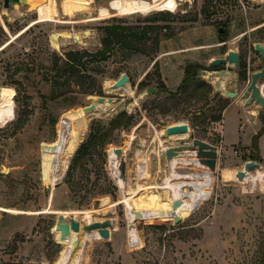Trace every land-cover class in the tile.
<instances>
[{"label": "rangeland", "instance_id": "1", "mask_svg": "<svg viewBox=\"0 0 264 264\" xmlns=\"http://www.w3.org/2000/svg\"><path fill=\"white\" fill-rule=\"evenodd\" d=\"M30 3L34 9L0 0V264H264V155L252 145L222 147L212 119L223 115L224 102H233L223 93L233 84L209 67L237 50L251 72L260 69L264 61L254 44H264V0ZM112 23L147 31V37L134 41L136 48L115 46L106 60L84 57L83 78L58 71L57 56L97 51L103 28ZM190 65L201 66L196 78L174 95ZM124 73L129 82L109 91ZM160 82L167 90L146 92ZM248 84L242 79L238 87ZM91 96L115 101L84 113ZM121 110L135 114L136 124L91 151L67 180L94 121L108 122ZM233 113L227 111L221 128L228 141L238 136ZM239 113L246 114L244 107ZM79 116L84 120L76 130L69 120ZM181 122L189 124V135L160 136ZM248 125L243 140L253 128ZM193 138L221 147L214 177L196 155L173 159L171 169L167 164L165 148ZM112 148L123 150L125 181ZM250 160L263 172L242 182L236 172ZM108 179L116 186L112 193H105ZM98 199L107 203L94 209ZM62 213L81 223V231L64 240L55 230ZM109 218L115 225L108 239L86 234L87 219Z\"/></svg>", "mask_w": 264, "mask_h": 264}, {"label": "water", "instance_id": "2", "mask_svg": "<svg viewBox=\"0 0 264 264\" xmlns=\"http://www.w3.org/2000/svg\"><path fill=\"white\" fill-rule=\"evenodd\" d=\"M23 3L21 0H4V6L9 7L10 4L13 7L19 6ZM80 35L77 34L75 38L77 40L80 39ZM53 38L56 39V35H53ZM254 49L261 54L264 58V44L260 42H256L254 44ZM240 63V55L237 50H230L227 54L223 57H217L212 59L209 62V66L214 68L218 72L219 79L221 81H230L232 79L238 80L239 75L238 72H232L228 67L229 65L234 66L235 68H239ZM264 78V67L253 71L249 75V84L246 86L243 97L246 99V105L249 106L251 104L260 105L264 108V83L259 84L260 81ZM130 78L128 74H122L109 88V91L119 90L120 88L124 87ZM157 91V87H149L146 89L147 93H154ZM224 95L230 98H235L239 95L238 91L236 90H223ZM90 104L83 107L85 113H91L95 111L99 104L108 101V103H112L115 101L114 97H106V96H98L97 100L95 98L90 97ZM124 104L123 101L119 102V106L122 107ZM190 130L189 124L186 122L176 123L167 126L161 137H168L174 134H185L188 133ZM193 136V134H190ZM114 152L117 154L118 158L121 159V178L125 181L126 178V160L125 157L122 156L123 150L121 148H115ZM195 152L199 162L201 165L209 168L211 173L214 175V171L217 165V158H218V147L208 141L199 138H193L191 143L186 144H179V145H172L168 146L165 149V158L167 163H170L174 157L180 156L185 153ZM262 167V164L255 161L250 160L247 161L244 165V168L238 170L236 172V177L244 181L247 174L249 172H255ZM102 204V200L98 199L95 200L93 203L94 209L100 208ZM180 221V220H179ZM178 222V221H176ZM115 222L113 219H105L101 221H90L84 224L83 228L87 233H91L94 230L99 232L100 237L108 239L111 235V228H113ZM81 228V223L77 217H69L65 214H59L57 218V223L55 225V230L60 232V238L65 239L67 238L71 230L79 231Z\"/></svg>", "mask_w": 264, "mask_h": 264}, {"label": "trees", "instance_id": "3", "mask_svg": "<svg viewBox=\"0 0 264 264\" xmlns=\"http://www.w3.org/2000/svg\"><path fill=\"white\" fill-rule=\"evenodd\" d=\"M103 29H104V35L101 40L102 47L100 49H98L95 52H90L88 50L67 52L65 58L57 56L55 63L56 65H58V69H59L58 71H69L72 72L73 74L75 73L79 79L83 78L84 74H82L81 66L83 65L82 60L84 57L92 56L97 59L106 60L115 46L128 45V47L136 48V46H133L134 45L133 42L136 40L142 41L147 37V31H138L137 28L134 26H126L122 24L112 23L106 25ZM59 60H62L61 64H59ZM239 67L241 69L239 73L240 77L243 80H246L248 78L247 61L240 59ZM200 68L201 66L199 65L188 66L185 69V76L180 86L178 87V90L173 94L175 95V93H179L186 90L188 85L196 78L197 71ZM145 87L146 85L144 84V82H141L139 84V88L142 89ZM163 90H167V86L163 82H160V85L157 87V91L154 92V95H158ZM227 106H228V102H224L222 106L223 112L227 108ZM222 119H223V115L219 114L218 116L214 117L212 120L218 122L221 121ZM261 120L263 122V126L254 135L252 140V149H256V150L259 149L258 148L259 139L264 133V117L261 118ZM136 121H137L136 115L133 113H129L127 110H121L108 122H104L102 120L94 121V123L91 125L90 134L88 138L80 144L77 150L76 148L78 145L76 146L75 148L76 152L74 150L75 154L72 158L70 167L67 172V180L72 179L80 161L85 156L91 154V151H93L97 147H104L107 143L111 142V139L109 137L112 134H114L115 132H120L122 130L131 128L136 124ZM113 149L114 148H112L111 151ZM111 151H110L111 165L112 167H115L117 165V161H116L117 156L112 154ZM107 183H108L107 184L108 188L105 191V193H109L111 190H114L116 188L113 182L110 181L109 179ZM106 203L107 200L104 199L103 204ZM182 208L184 214L188 212L189 206H185L184 204H182ZM129 218H131V216H129Z\"/></svg>", "mask_w": 264, "mask_h": 264}, {"label": "crops", "instance_id": "4", "mask_svg": "<svg viewBox=\"0 0 264 264\" xmlns=\"http://www.w3.org/2000/svg\"><path fill=\"white\" fill-rule=\"evenodd\" d=\"M230 83H232L233 86H231V88L228 90H238L239 95L237 97L233 98V102L230 105H228L227 108L224 110L223 119L219 122H216L217 127L215 129L217 131H219V133L221 135L222 147L233 148L235 146H249V145L251 146L254 135L263 126V122H262L261 118L259 117V111L261 110V108L259 105H256V104H251V105H249V108H247L248 106L245 104L246 99L243 97V92H244L246 87L244 89L240 90L238 87L239 83L235 79L230 80ZM243 107L245 109L246 114L239 113V109H241ZM229 109L234 111L233 114L237 120V123H236L237 130L236 131H237L238 136H237V139L234 141H228V139H226L225 133H223V131L221 130V128L224 124L225 115ZM246 122H247V124H246ZM248 123H250L253 126V128L248 129L249 133L246 135V138L243 140L241 133L244 134V132L246 131V127L249 126ZM217 147H218V154H219L221 147H219V146H217ZM258 148L261 151V153L264 155V133L259 139ZM217 161H219V160H217Z\"/></svg>", "mask_w": 264, "mask_h": 264}, {"label": "bare ground", "instance_id": "5", "mask_svg": "<svg viewBox=\"0 0 264 264\" xmlns=\"http://www.w3.org/2000/svg\"><path fill=\"white\" fill-rule=\"evenodd\" d=\"M24 4H28L29 6H30V8H32V9H34L35 7H33L32 5H31V0H21ZM222 83H225V81H222ZM109 86H111V85H109ZM92 98H95L96 100H97V97H95V96H91ZM108 103V101H105L104 103ZM103 104V103H102ZM100 105V104H99ZM83 112H84V110H83ZM85 113V112H84ZM83 118L82 117H76V118H73V119H70L69 120V124L72 126V128H75L76 130L77 129H79L80 128V125L83 123ZM189 132H190V130H189ZM189 132L188 133H185V134H174V135H171V137H174V136H179V135H183V136H186V135H189ZM163 133V131L160 133V136H161V134ZM167 148V147H166ZM165 148V149H166ZM196 153L195 152H189V153H185V154H182V155H180V156H177V157H183V158H185V157H190V156H194ZM177 157H174L173 159H175V158H177ZM120 159V158H119ZM197 159V161L199 162V160H198V158H196ZM120 161H121V159H120ZM173 161V160H172ZM172 161L170 162V163H167L168 165H169V167H170V169H171V164H172ZM199 164H200V162H199ZM261 172H263V170H257V171H255V173L253 174L252 172H249L248 174H247V176H246V178H245V180L244 181H242V182H249V179L253 176V175H257V174H259V173H261ZM50 173V172H49ZM211 173V172H210ZM211 176L212 177H214V175L211 173ZM125 184V183H124ZM132 193V192H131ZM130 194V193H129ZM168 196V195H167ZM167 198V197H166ZM167 199H169V197L167 198ZM167 199H166V201H164L165 203H167V202H169V201H167ZM101 207H103V200H102V204H101ZM63 214V213H62ZM91 220H88L87 219V222H90ZM72 231V230H71ZM74 231V230H73ZM81 231V229L79 230V231H75V232H80ZM95 231H97V230H94L93 232H91V233H86V234H92V233H94ZM59 232V231H58ZM98 232V231H97ZM71 234V233H70ZM98 234H99V232H98ZM70 236V235H69ZM68 236V237H69ZM67 237V238H68ZM99 237H100V235H99ZM67 238H65V239H67ZM101 238V237H100ZM61 240H64V239H61ZM79 245V241H76L75 242V246H78Z\"/></svg>", "mask_w": 264, "mask_h": 264}, {"label": "flooded vegetation", "instance_id": "6", "mask_svg": "<svg viewBox=\"0 0 264 264\" xmlns=\"http://www.w3.org/2000/svg\"><path fill=\"white\" fill-rule=\"evenodd\" d=\"M220 31H222V30H220ZM260 54V53H259ZM240 55V54H239ZM260 58H262L263 59V61H264V58L261 56V54H260ZM248 64V69H247V71H248V79H249V75H250V73H251V68H249L250 67V63H247ZM210 67V66H209ZM264 67V64L260 67V69L261 68H263ZM212 70L210 71V73H217L218 74V72H217V70H215V69H213V68H211ZM240 67H239V71H238V75H239V73H240ZM206 71V70H205ZM218 76V75H217ZM218 78H219V76H218ZM234 80V79H233ZM263 80H264V78H263ZM242 81V78L240 77V75H239V79L237 80V82L238 83H240ZM260 84H262V82L260 81ZM236 91H238V90H236ZM238 93H239V91H238ZM260 106V105H259ZM260 108H261V110L259 111V117H260V114H261V112H263L264 111V108H262L261 106H260ZM261 118V117H260ZM187 136V135H186Z\"/></svg>", "mask_w": 264, "mask_h": 264}]
</instances>
